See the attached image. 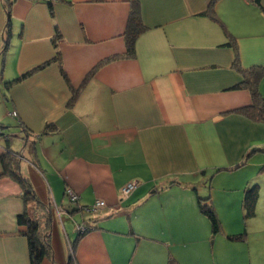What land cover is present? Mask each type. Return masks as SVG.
Returning a JSON list of instances; mask_svg holds the SVG:
<instances>
[{"label":"crops","instance_id":"crops-1","mask_svg":"<svg viewBox=\"0 0 264 264\" xmlns=\"http://www.w3.org/2000/svg\"><path fill=\"white\" fill-rule=\"evenodd\" d=\"M139 1L147 29L136 56L86 80L125 54L131 1L13 0L0 54V122L10 126L0 133V264H31L23 187L1 175L7 139L51 220L41 264H67L83 223L92 229L77 242V264H264V120L244 112L253 97L233 65L264 66V0H217L222 22L204 14L211 0ZM55 41L70 83L54 61L7 87L51 60ZM259 90L264 102V76ZM207 180L217 235L198 204ZM129 182L138 187L128 196ZM98 199L104 208L84 209Z\"/></svg>","mask_w":264,"mask_h":264},{"label":"trees","instance_id":"trees-1","mask_svg":"<svg viewBox=\"0 0 264 264\" xmlns=\"http://www.w3.org/2000/svg\"><path fill=\"white\" fill-rule=\"evenodd\" d=\"M130 1H131V11H130L129 19H128L127 29L124 35L125 41H126L125 54L115 55V56H112L110 58L103 60L88 74V76L86 77V80L92 77L97 72V70L108 61H112V60H115L121 57L133 58L136 56L137 39L140 36V34L143 33L147 29V26L144 23V20L142 18V7H141L140 1L139 0H130ZM253 1L259 5V2L261 0H253ZM216 2L217 0H211L209 7L204 12V14L209 16L211 19L222 22L216 10L214 9V5ZM12 5H13V0H6L5 8L8 14V24H7L6 31L3 33L2 37H0V40L2 43L0 47V50H1L0 54H4V55L6 54L8 50L11 35H12V20H11ZM55 48H56V54L51 60H48L44 62L43 64H40L34 67L33 69L17 76L16 78L12 80L6 81L7 87L9 88L13 84L22 81L26 77L34 74L38 70L46 67L48 64L54 61L59 62L61 71L64 74V77H66L67 81L69 82L67 74L62 66L61 53L58 49L57 41H55ZM233 65L235 68L240 70L243 74V80L240 84L237 85V87H242V86L247 87L248 89H250L252 97H253V104L245 108L244 112L247 113V115L252 118H258V119L264 120V102H263L262 94L259 90L260 80L264 76V66L258 65V66H252L249 68H243L238 57H235ZM79 91L80 89H76V90L73 89V94L69 102L70 106L74 103L75 99L77 98L79 94ZM55 127L56 126L54 124H48L44 132H49ZM8 128H10L9 125H5L4 123L0 122V133L7 135V133H5L4 130ZM5 146H6L5 153L1 157V160L3 162V167H4L3 173L1 175L12 177L17 182H19L20 185L23 187V198H24V203H25V209L21 214H19L18 222L25 224L27 226V230L24 232V234L27 236L29 240L31 264H41L43 259L46 257V255L49 254L50 248H51V244L48 238L49 235H47V230L50 226L51 220L48 214L45 212L46 211L45 205L37 197L31 182L23 175L21 171V168H20L21 159H20L19 154L11 148L8 139H7ZM261 170H264V166L262 167ZM137 187H138V184H137ZM135 190H133L129 195H131ZM258 194L259 193H258L257 185L248 188L246 191L244 206L246 207L247 217L252 216L255 213V204L258 198ZM198 204H199L200 211L203 214L207 215L211 221L213 235H217L219 232L222 231V221L218 215V212L216 210V207L214 205L212 198L210 196L199 197ZM91 206L92 205L87 206L84 209L89 211ZM85 225L87 226L86 231L81 232L78 230L79 235H78L77 240L74 242V244L71 247V254H70V258L67 264H77V261H76L77 242L81 236H83L85 233H87L88 231L92 229L89 225L87 224ZM242 235L243 234L235 235L234 237L236 238L242 237Z\"/></svg>","mask_w":264,"mask_h":264},{"label":"built area","instance_id":"built-area-1","mask_svg":"<svg viewBox=\"0 0 264 264\" xmlns=\"http://www.w3.org/2000/svg\"><path fill=\"white\" fill-rule=\"evenodd\" d=\"M13 115L16 116L17 112H13ZM137 182H129L124 188H123V194L129 195L133 190L137 187ZM67 195L71 202H76L79 198L78 194L74 192L72 189L67 190ZM106 206V202L104 200L98 199L89 209V211H92L93 213H97L100 209L104 208ZM78 230L81 232H84L87 230V226L85 224L78 226Z\"/></svg>","mask_w":264,"mask_h":264},{"label":"rangeland","instance_id":"rangeland-1","mask_svg":"<svg viewBox=\"0 0 264 264\" xmlns=\"http://www.w3.org/2000/svg\"><path fill=\"white\" fill-rule=\"evenodd\" d=\"M7 130V129H6ZM208 181V180H207ZM206 187H207V189L206 188H204V192L202 193V194H200V195H206V196H201V197H207V195H208V190H209V186H210V183H209V181L208 182H206Z\"/></svg>","mask_w":264,"mask_h":264}]
</instances>
